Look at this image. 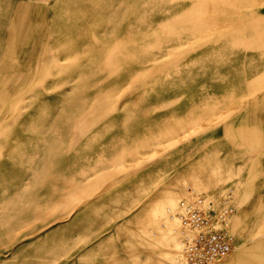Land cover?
Masks as SVG:
<instances>
[{
	"label": "rangeland",
	"instance_id": "rangeland-1",
	"mask_svg": "<svg viewBox=\"0 0 264 264\" xmlns=\"http://www.w3.org/2000/svg\"><path fill=\"white\" fill-rule=\"evenodd\" d=\"M21 7L41 57L34 82L0 105V264H170L161 248L181 233L169 220L178 203L189 189L215 203L225 190L184 170L197 132L184 136V42L229 26L255 41L264 0H0L1 80L25 49H9Z\"/></svg>",
	"mask_w": 264,
	"mask_h": 264
},
{
	"label": "crops",
	"instance_id": "crops-1",
	"mask_svg": "<svg viewBox=\"0 0 264 264\" xmlns=\"http://www.w3.org/2000/svg\"><path fill=\"white\" fill-rule=\"evenodd\" d=\"M245 30L241 43L237 26L184 42V136L197 131L184 139V170L201 188L234 194L236 248L220 264H264V25L255 41Z\"/></svg>",
	"mask_w": 264,
	"mask_h": 264
},
{
	"label": "built area",
	"instance_id": "built-area-1",
	"mask_svg": "<svg viewBox=\"0 0 264 264\" xmlns=\"http://www.w3.org/2000/svg\"><path fill=\"white\" fill-rule=\"evenodd\" d=\"M178 203L175 219L183 234L181 251L185 264H220L234 251L235 243L228 226L235 214L231 190L220 195L217 203L193 190Z\"/></svg>",
	"mask_w": 264,
	"mask_h": 264
},
{
	"label": "bare ground",
	"instance_id": "bare-ground-1",
	"mask_svg": "<svg viewBox=\"0 0 264 264\" xmlns=\"http://www.w3.org/2000/svg\"><path fill=\"white\" fill-rule=\"evenodd\" d=\"M23 9L24 8L21 7L20 8V11H18L17 9L15 10V15L12 17V19L9 22L10 25L8 26V30H9V33H10L9 34V36H10L9 37L10 38L9 45L11 44L10 45L11 48H9V49L11 51H13V49L14 50L15 49L16 50H18V49H24V48L25 49L23 51H21L22 52L21 54L16 52L17 54H20V57H17L18 59L16 60V67H15V69H11L9 71V73L11 74L10 75L11 76L10 79H3V80L0 79V105L2 104V102H5V100L8 98L9 95L12 96L11 95L12 92H14L16 89L19 90L20 88H22V91H23V90L27 89L26 88V85L27 84H29L31 82H34V79L33 78H29V76L27 77V75H32L34 73L32 71L29 73V68H30L29 66H31V65L34 64V63L32 64V62H33L34 59L38 58V56L41 57L38 54V49L39 48H38V45H37V40H35L31 36V34L34 32V30H35V28L37 26V22L35 21V19H33V17L31 15H29V14L26 15L25 12L23 11ZM31 50L33 51L32 53H30ZM45 51H43V52H45ZM41 54H43L42 51H41ZM43 64H44V61H43ZM8 66H10V65H8ZM0 74H1V72H0ZM31 87H32V85H31ZM25 95H27V94H25ZM17 97L18 98H16L15 100L16 101L20 100V98H19L20 96L17 95ZM103 167H105V166H103ZM166 194H167V192H166ZM170 194L171 193H168L166 195L167 197H164V198H166V200H167V202H169V204L170 203L172 204V202L175 201L174 200L175 197H171ZM160 203H159V201H156V202L151 203L148 211L146 212L147 213V218H148V220L151 221L150 223H152V224H153V222H156L157 223L160 220V218L158 220L159 215L161 217V213H160V209L161 208H160V205H159ZM162 214H163V212H162ZM156 220H158V221H156ZM166 221H168V220H166ZM174 221H175V219H174ZM170 222H167V224H166V226H164V228L163 227H161V229H159L160 227L157 228L158 229V233H160V235H159L160 237H161L162 234L167 233L168 232V229H170L172 227V225H174V223H175V222L174 223H170ZM162 229H165V230H162ZM140 231H141V229H140ZM141 233H143V231ZM172 236H174V237H172ZM172 236H171L172 239L171 238L170 239L172 240V243L173 244L167 245L166 243H164L165 245H162L163 247L161 248V252L164 253V254L171 253V254L175 255L174 256V259H172V261H171L170 264H185L184 263V260H183V257L181 256L182 251L180 250V248L178 246V242H179V240L182 239L183 234L182 233L177 234V235H174L173 234ZM154 244H156V243L154 242ZM159 248H160V246H159ZM181 257H182V259H181Z\"/></svg>",
	"mask_w": 264,
	"mask_h": 264
}]
</instances>
